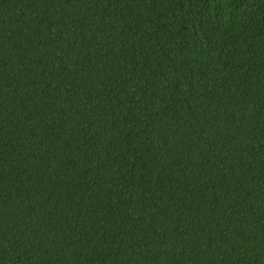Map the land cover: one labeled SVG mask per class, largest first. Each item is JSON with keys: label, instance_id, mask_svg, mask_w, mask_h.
Masks as SVG:
<instances>
[{"label": "trees", "instance_id": "obj_1", "mask_svg": "<svg viewBox=\"0 0 264 264\" xmlns=\"http://www.w3.org/2000/svg\"><path fill=\"white\" fill-rule=\"evenodd\" d=\"M0 264H264V0H0Z\"/></svg>", "mask_w": 264, "mask_h": 264}]
</instances>
